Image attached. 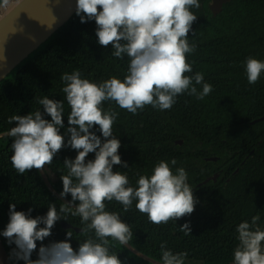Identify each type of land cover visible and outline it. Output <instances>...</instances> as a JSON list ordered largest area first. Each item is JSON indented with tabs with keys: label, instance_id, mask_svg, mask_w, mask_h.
<instances>
[{
	"label": "trees",
	"instance_id": "obj_1",
	"mask_svg": "<svg viewBox=\"0 0 264 264\" xmlns=\"http://www.w3.org/2000/svg\"><path fill=\"white\" fill-rule=\"evenodd\" d=\"M209 3L200 0V9H193L198 17L193 24L196 35L190 34L189 39L197 50L188 56L190 63L195 61L193 73L186 74L203 72L214 89L209 96L197 100L180 95L171 110L147 106L137 115L115 103H104L105 109L111 107L119 113L114 132L121 142L119 154L130 168L114 166L113 170L127 172L130 185L135 187L138 174L150 175L157 161L175 158L178 163L173 171L185 168L199 201L191 216L159 227L135 210V201L127 213L115 201L107 204V210L119 212L121 219L131 225L134 235L130 245L156 261H160V243L166 241L173 252H188L186 264H231L238 243L237 225L259 215L264 226V120L251 124L264 117V74L258 83L249 85L244 70L247 57L264 60V0H230L215 16L209 11ZM95 27L94 21L80 23L74 13L0 82V133L16 126L7 123L9 116H25L41 108L35 98L47 95L64 100L60 76L65 72L78 69L83 78L97 83L111 76L123 79L127 57L118 60L111 56V46H99ZM69 111L65 101V129ZM96 134L100 135L98 131ZM176 140H182V145L174 144ZM12 142L11 138L0 139V233L9 221V203H15L17 211L34 208L33 218L46 214L49 202L57 207L62 203L47 189L37 170L24 176L16 173L10 163ZM251 150L254 152L250 154ZM76 154L65 148L46 168L45 174L58 194L63 190L60 175L66 174L63 161L74 159ZM213 157L216 162H205ZM87 159H94V154ZM217 171L220 175L216 181L196 187ZM65 199L70 201L71 196ZM61 222L80 227L79 217L69 215L67 221L57 222L44 244L65 239L68 230L61 228ZM186 222L191 226L189 236L177 229ZM71 231L75 249L83 237ZM0 236L10 259L15 245L10 246ZM113 250L126 264H149L119 244ZM36 258L34 252L32 259ZM10 261L24 264L14 258Z\"/></svg>",
	"mask_w": 264,
	"mask_h": 264
},
{
	"label": "clouds",
	"instance_id": "obj_2",
	"mask_svg": "<svg viewBox=\"0 0 264 264\" xmlns=\"http://www.w3.org/2000/svg\"><path fill=\"white\" fill-rule=\"evenodd\" d=\"M9 3L0 0V8ZM200 7V0H76L80 23L95 22L98 45L105 49L111 46V56L118 60L127 57V73L123 79L111 76L97 83L83 78L78 69L65 72L60 76L64 100L47 95L35 98L41 108L25 116L8 117L7 123L16 126L0 133V139H12L10 163L18 175L33 169L46 173L65 148L77 153L74 159H64L66 174L60 175L63 190L59 195H70V201L59 207L49 202L46 214L34 218V208L17 211V205L9 203V221L0 235L10 246L15 245L10 259L24 264H126L113 248L115 244L128 247L134 233L119 212L107 210L108 203L117 202L127 213L135 201V210L157 227L176 224L195 211L199 201L188 182L189 174L183 167L173 171L178 163L175 158L157 161L150 175L138 174L135 187L130 185L127 172L113 170L114 166L130 168L119 154L121 142L114 132L119 113L111 107L105 109L104 103H115L137 115L147 106L171 110L180 95L197 100L209 96L214 89L203 72L186 75L193 73L195 63H190L188 56L197 50L189 39L190 34L196 35L193 24L198 17L193 9ZM244 70L248 84L255 85L264 74V60L249 56ZM65 101L70 109L66 129ZM89 154H94V159H87ZM69 215L80 219L78 235L83 239L78 247L72 246L71 230L63 241L44 244L57 222L67 221ZM260 220L255 215L250 222L237 225L238 243L231 264H264V226ZM177 229L191 235L189 222ZM159 247L158 264H186L187 251L173 252L166 241Z\"/></svg>",
	"mask_w": 264,
	"mask_h": 264
},
{
	"label": "water",
	"instance_id": "obj_3",
	"mask_svg": "<svg viewBox=\"0 0 264 264\" xmlns=\"http://www.w3.org/2000/svg\"><path fill=\"white\" fill-rule=\"evenodd\" d=\"M230 0H210V13L215 16L221 12L222 6ZM76 0H10L6 8H0V82L6 78L24 59L39 48L52 34L60 29L75 13ZM50 27V28H49ZM264 120V117L254 120L251 124ZM181 145L182 140L174 141ZM216 161V158L205 159ZM47 189L62 203L68 200L61 198L53 189L45 173L38 172ZM219 173L206 178L215 181ZM64 230L79 232V228L69 223L61 222ZM140 259L149 264L156 261L134 249L131 245L125 247ZM139 253V254H138ZM0 264H12L0 236Z\"/></svg>",
	"mask_w": 264,
	"mask_h": 264
},
{
	"label": "flooded vegetation",
	"instance_id": "obj_4",
	"mask_svg": "<svg viewBox=\"0 0 264 264\" xmlns=\"http://www.w3.org/2000/svg\"><path fill=\"white\" fill-rule=\"evenodd\" d=\"M181 145H182V144H181ZM253 152H254V151L251 150V151H250V154L253 153ZM216 161H217V159H216ZM216 161H215V162H216ZM205 162H207V160H205ZM212 162H213V161H212ZM215 173H219V175H220V171H217V172H215ZM215 173H214V174H215ZM214 174H213V175H214ZM210 177H212V176H210ZM218 177H219V176H218ZM218 177H217V178H218ZM206 178H208V177H206ZM215 181H216V180H215ZM227 181H228V180H227ZM201 183H202V182L197 183L196 187H199V186L201 185Z\"/></svg>",
	"mask_w": 264,
	"mask_h": 264
}]
</instances>
